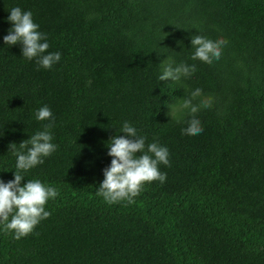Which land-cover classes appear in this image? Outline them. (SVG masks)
Here are the masks:
<instances>
[{
    "label": "trees",
    "instance_id": "1",
    "mask_svg": "<svg viewBox=\"0 0 264 264\" xmlns=\"http://www.w3.org/2000/svg\"><path fill=\"white\" fill-rule=\"evenodd\" d=\"M13 7L31 11L51 69L3 37ZM223 38L219 60H192L191 39ZM47 54V53H46ZM195 64L190 78L159 81L160 65ZM209 99L196 117L166 113L191 91ZM57 150L24 173L59 195L51 215L19 240L0 225V264H264V0H0V179H14L19 144L50 121ZM124 121L169 150L166 182L129 203L97 195ZM123 136L124 133L120 132Z\"/></svg>",
    "mask_w": 264,
    "mask_h": 264
},
{
    "label": "clouds",
    "instance_id": "2",
    "mask_svg": "<svg viewBox=\"0 0 264 264\" xmlns=\"http://www.w3.org/2000/svg\"><path fill=\"white\" fill-rule=\"evenodd\" d=\"M7 19L12 27L9 34L3 37L6 45L20 44L22 56L29 61L35 59L37 64L45 69H51L60 61L59 52H48L47 37L39 31L40 26L34 22L31 11L13 7ZM191 43L195 49L191 59L211 64L220 59L222 46L226 41L223 38L213 41L201 35H194ZM160 65L163 71L159 81L171 79L176 83L182 77L190 78L197 70L195 64L184 62L173 66L174 62L169 57ZM201 96L202 89L196 88L179 106L171 104L170 111L166 113L171 117V121L179 123L178 113L187 110L192 118L188 121V127L182 130L186 135L194 136L203 132L196 114L202 108H210L211 101L205 98L200 99L199 103H194ZM35 117L37 121L50 123L44 126L43 131H38L31 135L30 139L22 141L18 148L15 143L9 145L10 151L16 156L14 179L8 182L0 179V225L4 226L6 232L12 233L16 240L33 234L40 222L50 217L51 213L46 210V205L49 200H54L59 195L55 187L46 185L39 179H29L22 185L26 177L24 173L43 164L45 158L50 157L58 147L52 143L53 135L50 129L54 127V118L50 108L46 105L39 108ZM120 132L125 135H119ZM146 139L145 136L139 135L138 130L128 121H124L117 135L107 142V154L112 160L110 166L103 170L104 180L97 191V195L103 197L107 203L115 204L125 200L132 203L146 184L155 181L166 182L167 174L160 171L159 165L170 166L169 150L158 142L146 144Z\"/></svg>",
    "mask_w": 264,
    "mask_h": 264
}]
</instances>
